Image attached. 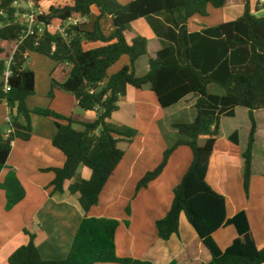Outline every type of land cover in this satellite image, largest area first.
<instances>
[{"label":"trees","instance_id":"16d2710c","mask_svg":"<svg viewBox=\"0 0 264 264\" xmlns=\"http://www.w3.org/2000/svg\"><path fill=\"white\" fill-rule=\"evenodd\" d=\"M61 1L62 6L48 0H0V103L8 108L7 132L0 126V171L6 168L12 143L30 139L32 117L49 118L56 126L52 145L65 157L63 167L51 170L52 194H62L65 182L75 179L68 192L79 195L80 206L87 213L97 205L103 187L123 158L117 147L119 139L130 142L136 135V131L110 122L127 89L149 86L162 109L193 96L194 120L173 125L180 138L164 151L156 169L141 178L135 191L160 176L175 149L188 147L191 163L173 190L169 211L155 223L158 238L168 241L177 235L183 214L210 253L208 264H264V244H255L245 212L227 218L223 194L207 181L212 165L221 173L224 168L241 165L243 190L248 196L257 129L253 114L264 110V16L252 15L249 0H243L244 13L237 20L188 34L190 19L206 17L208 7L222 9L227 0H133L123 6L116 0ZM18 2L44 11L37 18L43 24L41 34L36 25L25 36L26 27L17 21L25 12L14 6ZM94 10L97 15L92 29L83 30L78 19H88ZM105 18H110L113 27L109 35L101 29ZM140 19L149 21L162 48L148 59L147 73L138 77L135 63L147 55V40L138 36L129 44L125 32ZM53 23H58L64 34L51 31L48 26ZM3 43L16 45L8 92L2 80L8 58ZM29 53L65 66L67 80L59 84L52 79L48 97H53L54 90L71 95L81 110L96 112L92 122H78L46 108L26 107V99L35 93L34 73L25 68ZM124 56L128 65L108 76V70ZM211 84L219 86L223 95L208 93ZM236 108L248 111L250 128L244 151L237 131L218 138L221 118L234 117ZM79 167L90 170L89 180L78 177ZM0 189L5 193L7 211L24 199V189L13 171L7 172ZM126 213L129 215V209ZM118 225L116 220L85 217L67 258L61 261L43 260L34 244L35 236L24 231L28 242L9 256L8 264H152L117 257L114 239ZM227 227L234 229L236 237L222 249L213 236Z\"/></svg>","mask_w":264,"mask_h":264},{"label":"crops","instance_id":"0c3cea01","mask_svg":"<svg viewBox=\"0 0 264 264\" xmlns=\"http://www.w3.org/2000/svg\"><path fill=\"white\" fill-rule=\"evenodd\" d=\"M132 1L126 0L127 3ZM248 2L252 15L257 18L264 16V0ZM17 7L27 6L18 2ZM243 13V0H227L222 9L208 7L206 17L195 16L190 19L187 23V33H202L205 29L235 21ZM260 13L262 16H259ZM96 15L97 11L94 10L88 19H78V24L83 25V30L90 31ZM158 19L163 21L161 17ZM101 29L105 35L112 32L110 18L101 22ZM138 36L147 40V55L135 63V74H138L141 65L142 70L139 72L143 76L149 69L148 59L154 58L162 45L146 19L133 22L125 32L129 44ZM162 38L164 37L161 34ZM6 46L7 43L2 44L4 49ZM10 48L11 55L15 44L10 45ZM40 57L51 61L44 56ZM30 59L32 62L26 61L25 68L34 73L35 93L26 99V107L29 110L46 108L82 123L95 119L96 112L81 110L75 99L67 93L54 90L53 97H48L52 79L59 84L67 80V71L59 72L58 69V66L61 69L65 66L56 63L57 66L53 61L50 63L38 60L42 69L36 71L35 60L28 55L27 60ZM119 61L120 65L117 64ZM119 61L113 66L116 71L128 65V58ZM38 72H41L39 79ZM212 85L215 84L210 86ZM194 102L195 97L188 96L175 106L162 109L149 86H144L141 90L127 89L126 95L118 103V111L112 114L110 122L116 126L130 128L136 131V135L130 142L119 139L117 147L123 152V158L103 187L97 205L87 213L80 206L79 195H71L68 192V187L75 179L65 182L62 194H52L50 184L54 173L51 170L63 167L65 157L52 145L56 134L54 121L33 116L30 139L12 143L6 168L0 171V183L8 171H13L25 192L24 199L7 211L5 193L0 189V264H8L9 256L17 248L27 244L28 237L24 231L35 236L34 244L43 260L66 259L85 217L116 220L119 223L114 239L116 255L119 258L152 264H208L211 260L210 253L183 214L179 217L178 234L168 241L160 240L155 229V223L169 211L173 190L191 163L189 148L182 145L175 149L160 176L146 188L137 193L135 191L141 178L156 169L162 161L164 151L180 138L173 125L191 123L194 120ZM237 109L234 110V117L222 118L234 119ZM246 113L248 137L250 123L247 110ZM253 115L257 129L248 196L243 190L241 165L224 168L222 173L212 165L207 181L216 191L223 194L227 218H232L241 211L245 212L254 242L261 246L264 244V110L255 111ZM7 118L8 108L5 103H0V126L3 132L8 129ZM76 128L81 129L79 126ZM235 131L239 135L240 149L244 151L246 145L242 147L241 135L237 129H231L230 133L223 137L219 126L218 138L225 139ZM77 174L82 180H89L91 176L90 170L85 167H79ZM127 209L129 215L126 213ZM213 237L218 246L225 249L236 237V232L227 227L216 232Z\"/></svg>","mask_w":264,"mask_h":264},{"label":"rangeland","instance_id":"374dc122","mask_svg":"<svg viewBox=\"0 0 264 264\" xmlns=\"http://www.w3.org/2000/svg\"><path fill=\"white\" fill-rule=\"evenodd\" d=\"M48 2L50 4H55L56 6H62L64 4V2H62L61 0H48ZM116 2L120 6L128 4L126 2V0H116ZM23 4H25V3L23 2ZM20 10H23V12H26L27 11V7H20ZM259 16H262V13H260ZM52 26H53V29L56 30L57 27H59V24L58 23H53ZM10 45H12V43L11 44H7V46L5 48V54L6 55H10V51H12V49L10 48ZM28 55H29V57L34 58V60H35L34 61V65L36 67L35 68L36 71H39V69H42V64H40L38 62V60H44V62L53 63V62L48 61L47 59H45L43 57H40L37 54H34V53H29ZM120 60H127V57H122ZM28 62L29 63L32 62L31 59L29 61L27 60V63ZM120 62L121 61H119L117 64L120 65L121 64ZM54 64H56V63H54ZM140 64H143V63H140ZM113 66H116V65H113ZM113 66L108 70V76H110L112 74H115L117 71H119L121 69L120 68L119 70L116 71V69L114 70ZM58 69H60L59 72H61V71L63 72V70H66L64 67L61 69L59 66H58ZM141 70H142V67L140 65L139 70H138V74L136 76H141V74H140L141 72H139ZM40 73L38 72V74H37L38 79L40 77ZM56 76H57V73H56ZM208 93L216 94V95L217 94H223V90L220 89L217 85H212V86H210L208 88ZM247 127H248V119H247L246 110L242 109V108H238L237 111H236V117L234 119L222 118L221 125H220V133L224 137V136L228 135V133H230L231 129H237L239 131L240 135H241V145H242V147H245L246 141H247V138H246L247 137Z\"/></svg>","mask_w":264,"mask_h":264},{"label":"built area","instance_id":"2783aa9c","mask_svg":"<svg viewBox=\"0 0 264 264\" xmlns=\"http://www.w3.org/2000/svg\"><path fill=\"white\" fill-rule=\"evenodd\" d=\"M25 4L27 6V11L25 13L19 15L17 21L21 25L26 27L25 36H28L29 34H31L33 27L36 26V25L38 26V31L37 32L39 34H41L43 32V24L42 23H38L37 22V18L40 17V16H43L44 15V11L41 8H38V9L32 8V6L29 3H25ZM17 5H18V3L14 4V6H16V7H17ZM48 28L51 31L59 32L61 34H64V30H62L60 28V25H59V27H57L56 30L53 29L52 25L48 26ZM15 49H16V45H15ZM15 49L13 50L11 55L8 58H6V61H5V69H4L3 76H2L3 87H4V91L5 92L10 91L9 80L12 77V71H11L10 67H11L12 56H13V53H14ZM7 122H8V118H7ZM8 133H9V131H8Z\"/></svg>","mask_w":264,"mask_h":264}]
</instances>
